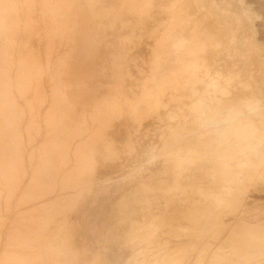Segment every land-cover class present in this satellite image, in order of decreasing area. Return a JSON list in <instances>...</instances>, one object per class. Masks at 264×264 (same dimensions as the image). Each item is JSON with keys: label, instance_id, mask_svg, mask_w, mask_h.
I'll return each instance as SVG.
<instances>
[{"label": "rangeland", "instance_id": "1", "mask_svg": "<svg viewBox=\"0 0 264 264\" xmlns=\"http://www.w3.org/2000/svg\"><path fill=\"white\" fill-rule=\"evenodd\" d=\"M0 19V264H177L198 243L183 264H264V183L228 214L208 193L264 174V0H0ZM211 79L199 119L185 100ZM226 88L244 97L224 114Z\"/></svg>", "mask_w": 264, "mask_h": 264}, {"label": "bare ground", "instance_id": "2", "mask_svg": "<svg viewBox=\"0 0 264 264\" xmlns=\"http://www.w3.org/2000/svg\"><path fill=\"white\" fill-rule=\"evenodd\" d=\"M4 12V11H3ZM7 12V11H6ZM6 14V13H5ZM4 18V17H3ZM0 20H2V19H0ZM6 22V21H5ZM3 23V22H2ZM1 26V25H0ZM2 30V29H1ZM0 30V31H1ZM6 30V29H5ZM2 32H3V30H2ZM6 34V33H5ZM5 37H7V36H5ZM0 38H1V36H0ZM1 42V41H0ZM193 42H194V45H193V47L191 48V51H190V54H191V56L193 55V54H195V53H198V57H200V55H203L204 53H206V48H207V44H206V42H205V40H204V36H202L201 34L199 35V36H197V35H195L194 36V40H193ZM6 43V42H5ZM212 51L215 53V49H213V47H212ZM212 52V53H213ZM0 55H1V53H0ZM190 56V60H188V62H186V66H185V68L184 69H182L178 74H176L175 76H170V80L169 79H167L165 82L166 83H169V82H171V80L173 81V82H176V79L178 78V76H179V74H181V73H183V72H185V71H187V70H189L190 69V67L192 66V60H193V58ZM194 57H196V56H194ZM198 59V58H197ZM32 60V59H31ZM32 62H34V61H32ZM36 63V62H35ZM10 65V64H9ZM36 65V64H35ZM27 67H28V65H27ZM209 68V66L207 65V64H203L201 67H200V69L198 68V69H196V70H194V75H193V79H195V77L196 78H199L198 77V75H202L203 73H206L207 72V69ZM21 69V68H20ZM37 70V69H36ZM27 71V70H26ZM20 74V73H19ZM221 76V75H220ZM219 76V77H220ZM7 77V76H6ZM263 77H264V70H263ZM26 78H27V76H26ZM196 81H198L199 82V80H196ZM150 83V82H149ZM204 84H206L207 85V89L204 91V93H202V94H199L198 92H195V90H192L191 91V93H192V95H190L189 97H186V104H187V106L188 107H190V106H192V104L195 106V105H197L198 106V108L199 109H196L195 110V112H196V114H197V118H199V119H203L206 115H208L209 113H210V111H211V106H212V101H213V99H216V96H214V95H211V93H216L217 91H218V86H217V79H215V80H209L208 82H206V83H204V80H202V82L200 83V85H204ZM187 85V84H186ZM7 86H8V84H7ZM150 86V85H149ZM162 86V85H161ZM7 89V88H6ZM22 89V88H21ZM151 90V89H150ZM240 90H241V88L240 89H237L236 91H231V89H228V88H226L225 89V92H223L222 93V95L223 96H225V98H222V96H221V98L219 99V100H221L220 101V106H221V109H222V112L225 114V113H227V109L230 107V106H232L233 105V103H231L230 101H226V100H224V99H226V98H229V96L228 95H236L237 97H238V99H239V101L241 102V99L244 97V96H242L241 94H240ZM20 91V90H19ZM159 90H157L156 92H158ZM22 92V91H21ZM5 93V92H4ZM221 94V93H220ZM27 97V96H26ZM22 98V97H21ZM185 98V97H184ZM251 98L254 100V101H256L257 100V97H252L251 96ZM13 99V98H12ZM3 100V99H2ZM1 100V101H2ZM8 100V99H7ZM29 100V99H28ZM32 101V100H31ZM184 101V102H185ZM42 102V101H41ZM183 102V101H182ZM14 104V103H13ZM2 105V104H1ZM9 105H10V102H9ZM11 106V105H10ZM14 106V105H13ZM234 106H236V105H234ZM249 106H250V104H249ZM245 108V107H244ZM246 108H248V107H246ZM8 109H9V107H8ZM5 110H7V109H5ZM185 110V109H184ZM190 110V109H189ZM245 110V109H244ZM4 112V111H3ZM8 112V111H7ZM33 113V112H32ZM259 113H261V115H263L264 116V110L263 111H261V112H259ZM259 113H257V112H254L253 113V115H257V114H259ZM176 114V113H175ZM186 114H188V112H186ZM17 115V114H16ZM187 116V115H186ZM18 117V116H17ZM243 119H246V120H248V121H250L251 123H252V125H256V123H257V121L256 120H253L252 118H247V117H241L239 114H237V117H235L234 119H232V121L231 122H233V123H237V122H239V121H242ZM22 120V119H21ZM46 120V119H45ZM183 122V121H182ZM33 124V123H32ZM14 125V124H13ZM223 124H221V126H222ZM30 126V125H29ZM196 129H198V128H196ZM20 131V130H19ZM199 131L200 130H197V132L196 133H199ZM13 134V133H12ZM11 134V135H12ZM255 137H256V140L258 141V143H259V147H260V156H264V127H262V129H256L255 130ZM20 135V134H19ZM191 138V135H185V136H183L182 138H181V142H184L183 144H185V145H187V144H191L190 142H189V140L188 139H190ZM16 139H17V136H16ZM22 140V139H21ZM45 142V141H44ZM51 142V141H50ZM49 142V143H50ZM18 145V144H17ZM48 145V144H47ZM66 159V158H65ZM259 160V159H258ZM55 161V160H54ZM67 161V160H66ZM18 164V163H17ZM41 165V164H40ZM89 165V164H88ZM82 167V166H81ZM73 168V167H72ZM38 170H40V169H38ZM39 172V171H38ZM23 174V173H22ZM25 174V173H24ZM247 174V173H246ZM246 174H244V176H243V178L241 177V174H240V178L239 179H237L236 181H235V185L234 186H230L226 181H225V178L227 177L226 175H224V173L223 174H221V177H220V182H217L216 183V185H214V187H213V191L212 190H208V193L209 192H212L213 193V195H214V197L215 198H218V200H221L222 201V203H225V205L227 204V206H226V211H225V214H228L229 212H231V211H233V210H235V209H231L232 208V206H230V205H232V203H234L235 201L238 203V202H241V198L243 197V194L245 193V191H246V188L248 187V186H250V185H252L253 183H257V182H261V183H264V174H259V171L258 170H255V172H252V173H250V174H248V175H246ZM46 175V174H45ZM73 175V174H72ZM22 176V175H21ZM68 177V176H67ZM19 178V177H18ZM42 178V177H41ZM55 178V177H54ZM74 178H76V177H74ZM81 182V181H80ZM19 184V183H18ZM80 184V183H79ZM8 185V184H7ZM254 185V184H253ZM252 185V186H253ZM5 186V185H4ZM34 186V185H33ZM71 187V186H70ZM217 187V188H216ZM220 189V190H219ZM249 189V188H248ZM28 197V196H27ZM11 198V197H10ZM11 200V199H10ZM21 200V199H20ZM38 201V200H37ZM34 203V202H33ZM30 209V208H29ZM52 211V210H51ZM27 212V211H26ZM40 213V212H39ZM21 214V213H20ZM38 214V213H37ZM21 216V215H20ZM33 222V221H32ZM23 223V222H22ZM216 224V226L215 227H213L212 228V233H216L217 232V230L219 229V226H218V222H216L215 223ZM243 227H244V225H243ZM243 227H241V228H243ZM244 229V231H243V236H244V234L246 235V234H248L249 235V233H251V230L249 231V233L247 232V229H245V228H243ZM3 230V229H2ZM5 231V230H4ZM256 233V232H255ZM255 233H253L254 235H255ZM31 235V234H30ZM250 236H251V234H250ZM202 236H200V238H201ZM17 239V238H16ZM23 239V238H22ZM21 239V240H22ZM261 239H264V233H261L260 234V237H257L256 238V240H255V242H256V245H258L259 244V242H261ZM252 241V240H251ZM21 242V241H20ZM247 241L245 240V243H246ZM250 242V241H249ZM249 242H247V243H249ZM22 243V242H21ZM244 243V244H245ZM12 244V243H11ZM20 245V244H19ZM22 245V244H21ZM200 245V243H198V244H196V245H193V244H191L190 246H184V247H180L179 249H178V253H179V256H178V261H177V264H183L185 261H187L188 259H189V257H190V255H191V253L193 252H195V251H197V248H196V246H199ZM203 245V244H202ZM205 246V245H204ZM203 246V247H204ZM195 247V248H194ZM9 249V248H8ZM38 250H39V248H38ZM44 250V249H43ZM37 251V250H36ZM46 251V250H45ZM41 252V251H40ZM39 252V253H40ZM44 253H46V252H44ZM43 253V254H44ZM192 253V254H193ZM41 254H42V252H41ZM40 254V255H41ZM236 254H238L239 255V257H241V258H249L250 256L249 255H243V254H241L240 253V251H236ZM40 255L39 256H36V257H40ZM238 255H236V256H238ZM241 255V256H240ZM242 255L244 256V257H242ZM42 256V255H41ZM43 257V256H42ZM44 259V258H43ZM45 259H46V255H45ZM48 260V259H47ZM32 261V260H31ZM41 261H42V259H41ZM245 261H248V260H245ZM12 262V261H11ZM40 264V263H39ZM51 264V263H50Z\"/></svg>", "mask_w": 264, "mask_h": 264}, {"label": "crops", "instance_id": "3", "mask_svg": "<svg viewBox=\"0 0 264 264\" xmlns=\"http://www.w3.org/2000/svg\"><path fill=\"white\" fill-rule=\"evenodd\" d=\"M12 108L10 107V111L12 112V110H11Z\"/></svg>", "mask_w": 264, "mask_h": 264}]
</instances>
